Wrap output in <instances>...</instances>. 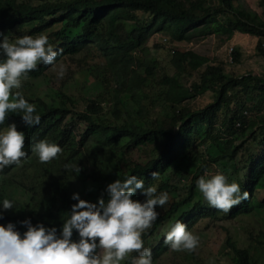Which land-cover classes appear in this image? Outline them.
<instances>
[{
    "label": "trees",
    "instance_id": "obj_1",
    "mask_svg": "<svg viewBox=\"0 0 264 264\" xmlns=\"http://www.w3.org/2000/svg\"><path fill=\"white\" fill-rule=\"evenodd\" d=\"M235 1L0 0V33L10 42L46 35L54 50L60 49L52 65L77 62L86 92L83 106L66 91L67 78L75 73L71 68L59 83L49 77L51 65L29 72L22 93L41 120L26 128L18 115L9 114L0 125L15 123L24 132L26 152L19 165L0 171V197L20 200L21 207L4 210L0 224L8 219L23 232L19 221L28 218L59 231L76 202L73 192L95 202L107 183L136 175L168 195L143 240L203 200L195 180L213 174V166L251 195V209L264 206V76L227 71L193 49L173 48V74L160 73L145 58L154 33L182 43L212 34L230 39L238 31L259 38L257 50L264 58V0H259L261 13ZM232 54L238 63L239 51ZM204 91L213 93L210 102L201 108L189 104ZM39 140L60 146L55 160L37 161L30 147ZM72 141L81 150H67ZM135 150L146 156L134 159ZM133 198L144 199L139 192ZM236 216L234 210L230 217ZM263 229L250 230L242 247L229 236L211 264H264ZM197 260L192 264H210Z\"/></svg>",
    "mask_w": 264,
    "mask_h": 264
},
{
    "label": "clouds",
    "instance_id": "obj_2",
    "mask_svg": "<svg viewBox=\"0 0 264 264\" xmlns=\"http://www.w3.org/2000/svg\"><path fill=\"white\" fill-rule=\"evenodd\" d=\"M53 45L44 34L22 35L10 42L0 33V125H5L9 114L18 115L26 128L40 123L41 117L35 105L25 98L22 87L29 72L35 71L38 65L52 66L60 53ZM64 73L61 65L56 77L63 78ZM24 143V132L18 130L15 123L0 127L1 173L5 168L20 164L26 156ZM30 151L44 164L55 160L61 148L39 140L31 145ZM72 168L79 171L78 166ZM151 177L155 179L156 173L152 172ZM195 189L203 197L200 203H193L184 214L179 213L176 220L164 222L157 232L143 240L142 233L157 220V209L168 202L166 192H158L156 186H145L136 175L107 183L104 195L98 196L95 202L81 199L73 192L70 198L76 202L71 205L59 231L55 226L46 227L40 222L33 225L28 218L19 221L25 229L23 232L12 222L0 224V264H163V256L171 250L187 251L192 264L201 259L199 254L191 253L198 239L204 238L218 221L236 222L264 213L263 205L259 210L251 209V195L242 192L239 183L228 182L220 172L198 177ZM137 192L143 200L133 198ZM18 208H21L18 201L0 197V217L4 210ZM234 210L237 216L231 218ZM230 233L227 238H234ZM249 233L250 230L245 231L246 237Z\"/></svg>",
    "mask_w": 264,
    "mask_h": 264
},
{
    "label": "rangeland",
    "instance_id": "obj_3",
    "mask_svg": "<svg viewBox=\"0 0 264 264\" xmlns=\"http://www.w3.org/2000/svg\"><path fill=\"white\" fill-rule=\"evenodd\" d=\"M241 2L244 6L251 8L259 13L261 9L259 7V0H236L235 2ZM259 38L244 32H235L230 39H226L225 35L212 34L204 38H196L192 42L175 43L170 41L169 37L163 33H154L147 41V49L145 50V58L152 62L160 73L167 72L169 74L174 73V69L170 65L171 51L177 47L179 49H193L199 54L206 55L210 58L211 62L222 64L227 71H235L238 75L245 74L247 72H253L255 74L264 76V58L261 57L257 50V43ZM236 49L240 53V61L238 63L232 62V51ZM73 64V65H72ZM63 66L65 73L63 78L58 79L56 72L60 66ZM74 70V74L69 79L67 76L70 74L69 69ZM49 77L54 79V83H59L67 78L66 91L76 98H79L81 105L84 95L83 85L85 83V74L78 70L77 62L72 63L68 60H62L53 64L48 69ZM43 82V79L41 80ZM35 82V80H33ZM41 82V87L46 88L47 84ZM213 99V93L211 91H204L197 95L195 98L189 100V104L201 108ZM80 105V107H81ZM162 113L164 111H161ZM264 114V108L261 112ZM238 142V141H236ZM76 148L77 142L72 141L67 144V150ZM134 159H141L146 156L139 150H135L133 153ZM180 161V160H179ZM178 161V162H179ZM178 162L176 164H178ZM184 168V167H183ZM182 168V169H183ZM213 174L220 172V168L217 166L212 167ZM174 172V170H173ZM171 175V174H170ZM169 175V176H170ZM83 176V174H82ZM173 176V175H171ZM23 199V198H18ZM20 201V200H18ZM264 213L260 215H250L240 219L239 221H218L216 227H212L204 235L198 239V245L191 253L198 255L203 262L212 261V258L217 257V254L221 251L225 244L227 234L230 233L236 238L240 245L245 246L247 230H260L264 228ZM5 223L9 222L8 219L4 220ZM4 223V224H5ZM229 231V232H228ZM194 232L197 233L196 229ZM195 235V234H193ZM200 235V234H199ZM122 262V261H121ZM163 264H191L190 255L187 251H170L167 255L163 256Z\"/></svg>",
    "mask_w": 264,
    "mask_h": 264
}]
</instances>
